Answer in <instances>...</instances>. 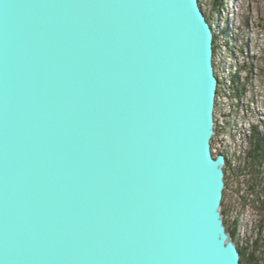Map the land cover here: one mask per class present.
I'll return each mask as SVG.
<instances>
[{"label":"water","instance_id":"water-1","mask_svg":"<svg viewBox=\"0 0 264 264\" xmlns=\"http://www.w3.org/2000/svg\"><path fill=\"white\" fill-rule=\"evenodd\" d=\"M216 31L202 0H0V264H241Z\"/></svg>","mask_w":264,"mask_h":264},{"label":"rangeland","instance_id":"rangeland-1","mask_svg":"<svg viewBox=\"0 0 264 264\" xmlns=\"http://www.w3.org/2000/svg\"><path fill=\"white\" fill-rule=\"evenodd\" d=\"M202 3L203 10L207 16L212 19V22L217 21L218 15L215 14L213 0H202ZM225 4V9L221 11L220 15H226L228 23L231 26L229 27L230 38L232 40L230 47L234 48L235 51L233 53L235 58L237 56L238 62H234L233 65V60H226L225 63L222 62L221 64L220 56L217 58L216 67L218 68L217 70L221 71L223 76L224 74L228 76L229 73L235 75L238 70L235 66H238V64L241 68H245L238 73V78L240 83L244 84L246 88L240 99L233 98L230 92L225 94L221 91L219 93L216 119L219 118V126H224L218 129L219 131L222 130L223 134L221 133L220 137L217 136V138L213 139V145L215 148H218L217 153L219 152V147L220 150L227 148L228 142L225 132L229 134L235 133L236 135L228 134V138L229 140L239 142V146H244L243 142L246 144L245 148L243 147L246 155L243 156V153L240 152V161L236 158L235 161L233 160L235 165L231 164L223 204L225 222L228 227H230L236 215L244 214L245 217L249 218V228H252V236L248 238V244L252 246L259 232L262 230L264 232V227H262L263 229L260 228L261 225L264 226V216L261 212L264 193L259 194L260 190L264 187H258L259 185L253 180L251 173L249 171L244 172L240 167H243L242 164L247 158L249 150L248 140L253 134V129L257 128L260 134H264V0H226ZM247 15L250 18L249 24L245 21ZM221 22L219 21L218 23L221 24ZM222 24L224 23L222 22ZM216 30V34H219L220 37L216 49L223 55L225 52L221 48L225 40L222 41L224 38H221L220 35V25L216 24ZM246 42L247 44H245ZM244 49L245 52L243 54ZM250 56L252 60L248 59ZM250 61L254 66L251 73L250 70L246 69L247 66L245 65H249ZM226 84L230 86L228 78ZM222 114L226 115V118L220 120ZM243 130L245 131L243 132ZM243 135H247L246 138ZM232 150H236V148L232 146ZM232 168L234 169L233 172ZM238 170L240 171L239 173L237 172ZM238 242L239 246L242 244L244 246L246 243L245 240H239Z\"/></svg>","mask_w":264,"mask_h":264},{"label":"trees","instance_id":"trees-1","mask_svg":"<svg viewBox=\"0 0 264 264\" xmlns=\"http://www.w3.org/2000/svg\"><path fill=\"white\" fill-rule=\"evenodd\" d=\"M226 0H213V7L215 8V14L218 15L217 16V21H213L212 23L220 25L221 28V38H224L222 41L225 40L224 45L226 46L227 50L229 52H231L230 55H232L233 58H235L234 56V48H231L230 45H232V40L230 38V28L231 27L228 23V19L225 16H221V11L225 9V4ZM209 17V16H208ZM210 18V17H209ZM249 17L247 15L245 21L246 23L248 22L249 24ZM222 21L224 24H219L218 22ZM229 25V26H228ZM219 34L216 36V45H218V42L220 41L219 39ZM229 43V44H228ZM247 44V42L245 43ZM244 44V46H246ZM218 48V47H217ZM243 51V50H242ZM241 51V52H242ZM217 52V51H216ZM244 51L242 52L244 54ZM249 56V55H248ZM251 56L248 57L249 60H252ZM238 60L235 62L237 63ZM247 67V70H251L254 68L252 62L250 61V64H245ZM238 64L237 68V72L235 73V75H231V77L229 78L230 81V86L228 87V90L230 91V93L233 95V98L236 99H240V97L242 96V93L245 91L246 86L244 84L240 83V80L238 78V73L245 68H241V66ZM223 82L220 80V90L222 87ZM221 92V91H220ZM228 171H227V180H228V173L230 171L231 168V163L230 161H228ZM245 170L249 171L252 176H253V180L256 182V184H258L260 186L264 187V134H260L257 130V128L253 129V134L249 139V150H248V155H247V159H246V163L244 166ZM243 169V168H241ZM233 171V170H232ZM238 173L240 172L239 170L237 171ZM264 193V188H262L259 192L260 193ZM226 193V192H225ZM226 196V195H225ZM224 196V197H225ZM224 212V216H225V210ZM261 212L262 215L264 216V202L261 203ZM264 223V221H263ZM237 223L235 222L233 224V226L228 227V231L231 233V235L233 236L234 239H236L238 237V233H237ZM262 227H264L263 225L260 226L261 229H263ZM263 230L259 232V237L257 236L255 241L252 243V246L248 245H244L240 247V252H241V264H261V262H263L264 264V234H263Z\"/></svg>","mask_w":264,"mask_h":264},{"label":"built area","instance_id":"built-area-1","mask_svg":"<svg viewBox=\"0 0 264 264\" xmlns=\"http://www.w3.org/2000/svg\"><path fill=\"white\" fill-rule=\"evenodd\" d=\"M219 43V42H218ZM223 43V42H222ZM220 45V44H219ZM221 49H223L224 50V54L222 55V54H220V52H218L219 50H217L216 49V55H215V64H216V61H217V58L218 57H220V61H221V64H222V62L223 63H225L226 62V60H233V65H234V62H236L237 60H238V58H237V56H236V58H233L232 57V55H230L231 53L227 50V48H226V46L224 45V43H223V46H222V48ZM238 54V53H237ZM223 56V57H222ZM234 67V66H233ZM235 67H237V66H235ZM218 68L216 67V72H217V76H218V78H219V80H221L222 82H223V84H222V87H221V90H220V87H219V91H218V95H219V93H220V91H222L223 93H225V94H227V93H229L230 91L228 90V87L229 86H227V84H226V80H227V78L229 79L230 77H231V74L229 73V75L228 76H226L225 74H224V76H223V74H221V71L220 70H217ZM220 96V95H219ZM218 96V97H219ZM223 96H225V95H223ZM219 101V100H218ZM218 106V105H217ZM226 115H223L222 114V117L220 118V120H223V119H225L226 117H225ZM217 120V132L219 131L218 129H221L223 126L222 125H220L219 126V124H220V122H219V118H217L216 119ZM221 127V128H220ZM233 127V126H232ZM242 131V130H241ZM245 130H243V132H244ZM221 133L223 134V132H222V130L221 131H219L218 132V134H216L215 136H214V138H217V136H219L220 137V135H221ZM228 132L226 133L225 132V135L227 136V138H226V140H227V142H228V146H227V148L226 149H222V150H220V147H219V152L217 153V149L218 148H215V146L213 145V153H214V155L215 156H219V155H221V154H223V155H225L226 157H227V159H228V161H230V163L232 164L233 163V166L235 165V163L233 162V160L235 161V159L236 158H238V160H239V158H240V152H242L243 153V156H245L246 154L244 153V149H243V147L244 146H246V144H244V142H243V145L244 146H239V142H235V141H232L231 139L229 140V138H228ZM229 135H236L235 133H231V134H229ZM245 138H246V136L247 135H243ZM244 138V139H245ZM236 139H237V137H236ZM237 141H238V139H237ZM249 141V140H248ZM214 144V143H213ZM232 146L234 147V148H236V150H232ZM248 147H249V145H248ZM245 148V147H244ZM216 149V150H215ZM247 159V158H246ZM237 161V160H236ZM240 161V160H239ZM238 161V162H239ZM245 163H246V160L244 161V163L242 164L243 165V167H240V168H243L242 170L244 171V172H246L247 170H245V168H244V166H245ZM264 169V168H263ZM232 170L234 171V169L232 168ZM232 171V172H233ZM248 172V171H247ZM252 175V174H251ZM250 178V177H249ZM250 180H251V178H250ZM250 192V191H249ZM250 201V200H249ZM237 223L236 225H237V233H238V239L239 240H245V246L246 245H248V238H250L251 236H252V228H249V218H247V217H245L244 216V214H239V215H236L235 216V218L233 219V222H232V224L230 225V226H233V224L234 223ZM249 236V237H248ZM242 244V243H241ZM241 246H243V244L242 245H240V247Z\"/></svg>","mask_w":264,"mask_h":264},{"label":"bare ground","instance_id":"bare-ground-1","mask_svg":"<svg viewBox=\"0 0 264 264\" xmlns=\"http://www.w3.org/2000/svg\"><path fill=\"white\" fill-rule=\"evenodd\" d=\"M229 26V25H228ZM219 132V131H218ZM218 132L216 134H218ZM228 182V180H226Z\"/></svg>","mask_w":264,"mask_h":264}]
</instances>
